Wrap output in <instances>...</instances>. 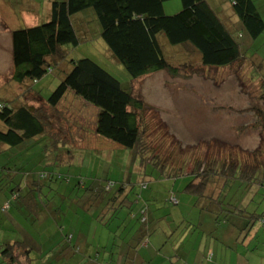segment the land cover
I'll return each mask as SVG.
<instances>
[{"label": "rangeland", "instance_id": "1", "mask_svg": "<svg viewBox=\"0 0 264 264\" xmlns=\"http://www.w3.org/2000/svg\"><path fill=\"white\" fill-rule=\"evenodd\" d=\"M51 1L0 0V101L24 93L23 87L11 82L13 69L10 32L46 22ZM254 2L264 20V0H254ZM180 7V1L173 0L164 4V12L172 15L178 12ZM86 14L78 15L76 20L83 16L82 19L87 22L86 28L89 33L86 34L85 41L77 47H68L70 57L89 58L100 64L120 82H128L125 69L112 57L99 37L97 29L99 25L95 20L94 23H90L92 17ZM228 18L230 17L226 18V24H232L231 18L227 20ZM242 50L244 63L213 69L203 68L199 58L193 56L189 50L165 43L164 52L170 64L179 66L190 63L193 66L182 67L176 78L166 72H158L134 82L135 92L144 98L150 110L146 113L147 144L152 149L155 148L163 159H167L170 155L174 163L188 159L191 165L197 157L200 159L212 156L228 157L236 156L239 152L247 155L254 151L261 153L264 151V137H261L260 129H256L255 125L252 126L256 122L255 115L244 112L247 108L258 107L264 112V100L259 98L262 93V81L264 82V77L262 78L264 33L255 42H251V45L242 47ZM51 81L53 84L57 81L53 74L45 76L32 87L43 97H47L52 89L48 85ZM32 100L30 95L23 98L25 103L37 107L38 104ZM91 113L92 110L87 109L84 116L91 119L93 114ZM72 119L75 120L71 117ZM58 121L48 127L49 134L55 132L64 137L62 136L66 133L64 125ZM0 129H4L2 122ZM44 148L43 142L25 143L18 148H9L0 144V183L8 179L3 173L10 176L21 173L17 177L25 176L24 182L39 183L32 190L29 189L31 187L23 186V195L18 200H8L9 190L4 191V184L0 185V244L3 242L12 244L24 240L29 247H33L31 255L37 258L33 260V264H59L51 258L46 259L42 256L48 249L55 248L56 251L59 246L57 244L61 240L64 241L68 234L73 235L79 231L88 236V248L93 250L100 248V252L108 261L110 254L116 256L121 244H125L121 246L123 250L129 247L131 257L135 258V255L144 249L140 244L146 240L145 237H148L147 248L153 250L162 248L169 234L173 233L176 234V240L164 245L176 246L178 253L181 254L182 239H178L186 233L205 235L204 238L214 242L215 246L219 245V249L222 246L230 252L234 250L232 247L226 248L227 246L220 243L221 241L218 245L215 243L217 242L215 237H221L223 228H229V225L221 220L216 223L211 215L196 209L193 202L191 204L189 197L192 196L184 192L188 183L185 177L171 178L168 175L170 169L161 173V167L157 169L148 164L142 165L130 151L109 148H103L101 154L78 152L79 159L75 160L76 163L58 166L59 155L54 152L49 156L43 152ZM53 172L60 173L62 179L57 181L48 179L47 174ZM53 176L58 178L56 174ZM106 180L121 181L126 186V192L117 200L112 199L113 194L108 195L107 200L110 203L107 205L106 202H97L95 198L85 205L86 196L91 195H88L90 191L87 193L83 191L84 187L80 186V182L85 183L88 189V186H100ZM143 181L145 185L141 186L140 182ZM246 186L235 183L228 188L227 202H237L234 208L241 213L248 205H253L254 208L262 205L258 212L257 208L256 212L247 211L246 216L248 214L264 216V192L261 188L254 187L249 192L250 189ZM243 197H246V203L241 206L240 200ZM173 200L178 204H172ZM10 201L17 205L31 203L32 210L19 213ZM35 206L36 211L33 209ZM142 209L146 214L142 216L143 223L139 220ZM177 210H181L182 214ZM155 211L156 216L160 215V217L151 221L148 215ZM101 212L104 213L100 217ZM182 220L187 223H182ZM260 222L261 220L255 223L249 220L242 230L236 232L237 236L242 235L239 244L243 239L251 238L254 232L258 234L259 239H257L264 243V229L262 224L260 226ZM136 232L140 233L137 235ZM215 246L206 247L207 254H216L214 257L216 261L212 262L240 264L236 262L235 255L228 260L229 253L225 261L220 263L219 260L224 253L221 255V250L215 252ZM260 246L263 247L262 244ZM190 247L189 243L187 248ZM239 249H242L241 245ZM19 250L15 253L21 256L20 262L25 263L23 252ZM114 262L112 264H117ZM248 262L261 263L256 258Z\"/></svg>", "mask_w": 264, "mask_h": 264}, {"label": "trees", "instance_id": "2", "mask_svg": "<svg viewBox=\"0 0 264 264\" xmlns=\"http://www.w3.org/2000/svg\"><path fill=\"white\" fill-rule=\"evenodd\" d=\"M170 1L173 0H52L46 22L11 31V82L23 87L24 93L13 100L0 101V122L4 124V129H0V144L18 148L25 143L43 142V152L49 156L54 152L59 155L58 166L76 163L78 152L101 154L103 148L130 151L142 165L161 167V173L170 169L168 175L174 179L185 177L188 183L184 192L195 198L199 211L215 216L216 223L221 220L227 224L228 214L244 215L235 210L233 202L225 200L228 188L240 183L247 184L249 189L261 188L264 192V151L247 155L239 152L228 157H197L191 165L188 159L174 163L170 155L163 159L147 144L149 106L135 92L134 82L158 72L176 78L182 67L193 66L190 63L170 64L164 52L165 43L189 50L199 58L203 68L220 69L244 63L242 47L251 45L263 35L264 20L254 0H179L180 10L167 15L164 4ZM83 14L92 17L90 23L95 20L99 25L96 26L99 37L125 69L128 82H120L89 58L70 57L68 47H77L89 33L83 16L76 20ZM227 17L232 19L230 29L226 24ZM49 74L57 81L48 84L52 89L47 97H43L32 85ZM261 86L259 98L264 100L263 81ZM26 95H30L38 106L25 103ZM87 109L92 110L91 119L84 116ZM244 112L255 115L256 122L252 126L260 129L261 137H264V112L260 107L247 108ZM57 120L64 125V137L55 132L49 134L48 127ZM3 174L8 178L0 183L4 184V191L8 189L7 194L21 198L23 188L20 183H27L25 176ZM47 178L57 181L62 176L53 172L47 174ZM38 184L33 181L27 187L32 190ZM140 185L144 186L145 182ZM80 186L84 187V192L90 191L85 205L92 198L107 205L110 203L108 195L113 194L112 199L117 200L126 192L121 181L106 180L104 184L91 185L88 189L80 182ZM171 203L178 204L175 200ZM140 215L139 220L143 223L144 209ZM252 216H255L253 220H259L257 215ZM70 239L71 234L64 239L68 247ZM19 246L17 243L1 247L6 259L3 264H23L15 251L21 249L29 255L31 249L26 245ZM211 258L212 254H208V259Z\"/></svg>", "mask_w": 264, "mask_h": 264}, {"label": "crops", "instance_id": "3", "mask_svg": "<svg viewBox=\"0 0 264 264\" xmlns=\"http://www.w3.org/2000/svg\"><path fill=\"white\" fill-rule=\"evenodd\" d=\"M49 10H50V4H49ZM231 22H232V19H231ZM228 25L230 27L232 26L231 24H228ZM11 99L13 100V97H11ZM75 155H76V158L79 159V157L77 156V153ZM26 182L27 183L25 184L20 183V185H22L21 186L22 188H24L23 186H27L28 183H31L30 181H26ZM250 191H252V189H250L249 192ZM8 196H9L8 200L20 199L19 196L17 198L15 196L12 197L11 194H8ZM228 197L229 195L227 194V197L225 199L226 201ZM189 198L191 199V204L193 202L194 207L198 209L197 206L195 205V202H196L195 198L194 197H189ZM245 200H246V197H243L240 200L241 206L242 204L244 205L246 203ZM10 202L13 203L12 201ZM234 204L236 205L237 202H235ZM13 206L16 208V210L19 213H23L24 210H28V211L32 210L31 203H28L27 205L25 204L17 205V203L14 202ZM260 207H262V205ZM260 207L259 206L256 207L257 212L260 209ZM256 208H254L253 205H248L245 211H242L244 214L243 216L240 214H232V213L227 215L228 217H226V219L229 220L227 223V226L229 225L228 226L229 228H223L222 236L221 237L218 236V238L216 236L215 240L217 242L215 243L218 245L219 244L218 242L221 241L220 243H222L223 245H226L227 246L226 248L229 249V247H232L234 250L231 252L229 250L224 249L222 246H221V249H219L218 248L219 245L215 246L214 242H209L207 239L204 238L205 235L202 236V234H198V233H186L184 234V236L178 239V240L182 239V254H181V253H178V249H176V246L172 247L171 245V247H165L164 245V244L168 245L170 244V241L176 240V236H175L176 234L173 233V234H169V236L167 237L168 240L164 241L163 247L159 249L149 250L147 248V246L149 245L148 241L147 240L142 241V243L140 244V247L144 249H142L141 251L142 253L141 252L137 253L135 255V258H132L128 251L129 245L126 246L128 248L123 250L121 246L122 245L125 246V244H121L120 248L118 247L117 249L116 256H112L113 254H110L109 261H108L106 259V256H103V253L100 252V248L97 247L95 248V250H93L92 248H88V244H87L88 236L79 231L73 235L71 234V239L69 240V243L70 242L71 243L69 244L70 245L69 247H68L67 242L64 243V241L61 240L60 243L57 244L59 246L57 247L56 251H54L55 248L48 249L47 252L44 253L42 257L46 259L51 258L55 263H59V264H112L114 262L113 260L115 259L116 260L114 263H117V264H217L215 262H212V261H216V259L214 258L216 254L211 253L212 259L210 260L208 259V254H207L208 249H206V247H210L213 245L216 247V249H214L215 252H218L221 250V255L224 253V256H222L219 260L220 263L225 261L226 255L229 253L227 255V259L231 260L232 255H235L236 262H239L240 264H249L248 261L251 260L252 258H256V260H259L261 262L260 264H262L264 262V255H263L264 254V251H263L264 243L258 240L259 239L257 237L258 234L254 232V235L251 238H249L248 240L243 239V241H241V244H239V242L241 240L240 238L242 235L241 234L238 236L236 235L237 234L236 232H239V230H242L245 227V225L249 222V220H252L254 223L259 220H262L260 222V226L262 224L263 225L262 228L264 229V223H262L264 220V216L257 217L259 220L257 219L253 220L252 218H254L255 216L253 217L252 214H248V216H246L247 211L250 210L252 212H256L255 211ZM33 209L36 211V206L33 207ZM177 211L178 213L182 214L181 210H177ZM103 213L104 212H101L99 216L101 217ZM36 214L37 213H35V215ZM151 214L149 217L151 221L153 218H155L156 220V219H159L160 217V215L156 216L157 214L156 211ZM253 215H256V214H253ZM30 216H31V212H30ZM211 216H212L211 218L216 219L215 216L213 215ZM182 223H187V222L185 220H182ZM139 233H137V235ZM137 235L135 237H137ZM147 238L148 237H145V239ZM17 243L20 244L19 248L22 247L23 245H26L27 247H29V245L24 240H18L12 244H17ZM189 243L191 247L187 248V245ZM12 244L9 242H3L0 244V249H1L0 250V264H3L4 262H6L5 253L3 252L1 247L3 245H12ZM260 244H262L263 247H261ZM240 245L242 247L241 250L239 249ZM180 246L181 245H179V247ZM29 248L32 251L33 247L31 246ZM148 250L150 252H148ZM24 255L26 256L24 260L26 262L25 263L21 262L23 264H33V260H37V258L31 255V252L29 255H27V254H24V251H23V256Z\"/></svg>", "mask_w": 264, "mask_h": 264}]
</instances>
